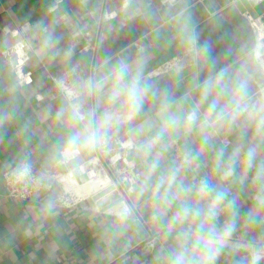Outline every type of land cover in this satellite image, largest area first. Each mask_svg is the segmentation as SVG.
<instances>
[{
  "label": "clouds",
  "instance_id": "obj_1",
  "mask_svg": "<svg viewBox=\"0 0 264 264\" xmlns=\"http://www.w3.org/2000/svg\"><path fill=\"white\" fill-rule=\"evenodd\" d=\"M174 19L207 74L161 85L139 63L107 65L58 113L70 129L65 151L103 150L113 130L120 134L133 169L120 182L115 227L154 233L151 264H264V85L256 87L264 68H218L193 21L180 12ZM40 31L41 54L67 59L54 27ZM14 176L30 180L31 164L22 161Z\"/></svg>",
  "mask_w": 264,
  "mask_h": 264
},
{
  "label": "crops",
  "instance_id": "obj_2",
  "mask_svg": "<svg viewBox=\"0 0 264 264\" xmlns=\"http://www.w3.org/2000/svg\"><path fill=\"white\" fill-rule=\"evenodd\" d=\"M178 12L193 21L200 43H211L218 68H264V15L253 19L233 6L208 14L201 0H0V264H151L154 233L147 227L117 230V204L103 211L85 198L73 207L60 206V186L29 201L11 200L3 172L29 160L63 175L61 182L67 177L84 182L107 168L133 167L122 139L109 141L103 150L70 157L65 151L70 129L58 113L67 107L69 93L78 92L91 78L95 60L102 63L138 43ZM49 25L59 47L70 53L67 59L53 60L37 50L40 29ZM177 59V68L194 64L180 31L157 45L139 44L129 64H141L144 75L153 79L164 74L157 70ZM20 60L24 62L18 67ZM197 67L203 78L208 69ZM256 79L258 90L264 80L259 72ZM247 200L241 197L242 214ZM221 264H226L223 258Z\"/></svg>",
  "mask_w": 264,
  "mask_h": 264
},
{
  "label": "water",
  "instance_id": "obj_3",
  "mask_svg": "<svg viewBox=\"0 0 264 264\" xmlns=\"http://www.w3.org/2000/svg\"><path fill=\"white\" fill-rule=\"evenodd\" d=\"M201 3L206 8L208 14H214L218 10L226 6H233L240 13L249 14L253 19H257L264 15V0H260L256 3H253L251 0H201ZM174 16H176V14ZM174 18L175 17L169 18L168 20L159 24L158 26L153 27V29L149 30L142 36V38L139 40L138 43L124 47L120 50H117L113 54L108 55L107 59L104 62L96 63L95 60L94 69L91 72V78L100 74V72L107 65L114 63L118 60L127 59L129 63L131 54L137 49V46L139 44H144L149 46L157 45L160 42L164 41L165 39L179 32L180 26ZM196 73L199 72H198V67L195 64L180 68L179 72H177V68L174 67L167 70V74L172 82H174L176 76H180L184 80L185 84H187V81ZM115 185L116 184L114 183L110 186H107L101 189L100 191H98L93 196L92 200L95 202V204L98 206L100 210L103 211L107 210L111 206H114L115 204L118 203V198L120 197L122 193L121 191L123 190L119 184L116 185L117 188L115 187Z\"/></svg>",
  "mask_w": 264,
  "mask_h": 264
},
{
  "label": "built area",
  "instance_id": "obj_4",
  "mask_svg": "<svg viewBox=\"0 0 264 264\" xmlns=\"http://www.w3.org/2000/svg\"><path fill=\"white\" fill-rule=\"evenodd\" d=\"M24 60H20L18 67L22 65ZM178 64V59L167 62L162 71H167L170 68H177L175 65ZM177 69H180L179 67ZM23 81L27 80V76L22 77ZM24 161V160H23ZM28 161L32 166V177L26 182H17L14 176V172L19 164L6 169L3 172V179L6 186V197L11 200L18 201H29L34 198L37 194L41 192H53L56 191L57 187L60 186V193L56 197V204L64 207H73L78 204L82 198L73 194L71 191L67 190L60 179V174L55 171ZM133 167H124L117 169H110L112 172L113 183L119 184L123 190V185L120 183L122 178L128 174ZM114 176V177H113ZM38 181V182H37ZM122 192V191H121Z\"/></svg>",
  "mask_w": 264,
  "mask_h": 264
},
{
  "label": "bare ground",
  "instance_id": "obj_5",
  "mask_svg": "<svg viewBox=\"0 0 264 264\" xmlns=\"http://www.w3.org/2000/svg\"><path fill=\"white\" fill-rule=\"evenodd\" d=\"M201 9H203V8H201ZM262 36H263V32L261 31V33L257 39V53L258 54H259L258 50H259L260 46L262 45ZM37 50H40V49H37ZM257 58L258 59L261 58L260 55ZM262 59L263 58H261L260 60H262ZM162 70L163 69H159V70H157V72H161ZM111 180H112L111 177L107 173L96 172V175H94L91 178H88L84 182H78V180H76L74 178H68V177L62 179V182H63L64 187L67 190L71 191L73 194L77 195L78 197L85 199V198H93V196L98 191H100L101 189H103L107 186L112 185Z\"/></svg>",
  "mask_w": 264,
  "mask_h": 264
},
{
  "label": "rangeland",
  "instance_id": "obj_6",
  "mask_svg": "<svg viewBox=\"0 0 264 264\" xmlns=\"http://www.w3.org/2000/svg\"><path fill=\"white\" fill-rule=\"evenodd\" d=\"M165 75H167L168 76V74H167V71H164V74H162V75H159V76H156L155 78H153L152 80H155V81H158L161 85H165V84H167V82H165V80L167 79V77H165ZM111 137H112V139L111 140H109V141H111L113 144L115 143V142H118V141H120V139H121V136H120V134L118 133V132H115V130H113V134H111ZM108 144V143H107ZM104 153V152H103ZM105 154V156H106V153H104ZM111 168H107V169H105L104 170V172L103 173H107L110 177H112V172H111V170H110ZM114 170V169H113ZM101 171H99L98 173H100ZM94 175H96V173H94L93 175H92V177L94 176ZM91 178V177H90ZM112 179V178H111ZM112 181V183L111 184H114L113 183V179L111 180ZM116 186V185H115ZM117 188V187H116ZM92 199V198H91Z\"/></svg>",
  "mask_w": 264,
  "mask_h": 264
}]
</instances>
